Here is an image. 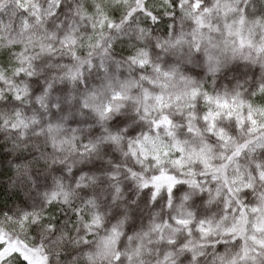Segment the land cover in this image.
<instances>
[{
    "label": "clouds",
    "instance_id": "9594fccd",
    "mask_svg": "<svg viewBox=\"0 0 264 264\" xmlns=\"http://www.w3.org/2000/svg\"><path fill=\"white\" fill-rule=\"evenodd\" d=\"M0 264H264V0H0Z\"/></svg>",
    "mask_w": 264,
    "mask_h": 264
}]
</instances>
